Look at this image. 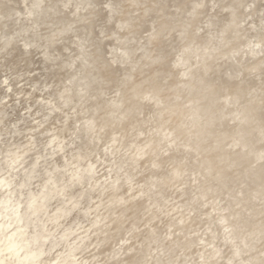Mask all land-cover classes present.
<instances>
[{"label":"bare ground","instance_id":"bare-ground-1","mask_svg":"<svg viewBox=\"0 0 264 264\" xmlns=\"http://www.w3.org/2000/svg\"><path fill=\"white\" fill-rule=\"evenodd\" d=\"M41 1L44 0H8L10 8L3 0L1 6L0 1V20L9 18V14L13 16V30L6 33L0 26V36L7 38L0 47L7 46L17 33L27 34L21 36L23 47L45 35L47 40L36 44L43 48L39 69L47 68V61L60 57L57 64L70 70L62 75L57 71V79L50 82L39 77L32 81L33 85L42 84L45 88L57 85L52 87L53 92L37 93V98L45 102L40 110L45 106L48 109L37 115L39 121L30 127L40 128L53 119L39 130L45 136L34 138L37 145V141L42 145L37 153L51 168L38 169L40 158L29 162L32 156L27 144L13 146L18 140H13L12 134L25 128H9L8 121L18 117L7 121L0 116V124L5 123L0 125V156L4 154L0 159V190L6 188L0 191V264H73L92 245L95 250L100 245L107 250L97 249L78 264L87 260L91 261L86 264H100L102 258L110 264H264V146H257V140L264 141V102L257 108V119H250L256 111L253 106L240 104L243 84L236 77L241 69L236 67L235 73L231 71L230 77L225 78L220 74L225 65L219 64L229 59L228 52H238L246 45L248 32L255 34L257 41L253 44L263 47L260 42L264 41V6L244 14L238 11L236 0L229 4L225 0H206V5L204 0H192L191 8L182 15L185 10L181 9V0H127V10L124 9L116 27L128 31L119 34L111 28L112 43L107 44L110 50H106L112 54L109 61L118 57L111 52L113 49L120 51L127 63H117L112 68L101 61L99 51L88 50L90 46L86 45L84 48L91 29L81 25L80 31L75 30L71 28L75 20L67 23L64 17L41 20ZM84 1L50 0L45 8H40L56 13L71 4L76 13L96 4V0ZM157 1L175 6L176 14L164 17L163 6ZM107 6L112 10L110 2ZM92 9L87 14L93 13ZM133 9L142 12L131 20L127 14ZM151 9L159 16V26L155 18L150 20ZM242 16L256 17L250 28L241 26ZM112 17L108 14L106 20ZM98 19L96 16L95 21ZM101 21L97 27L104 34L106 26L103 18ZM143 21H150L148 24L154 30L146 39L136 36L133 29ZM42 24L45 30L40 28ZM69 30L72 35L64 38ZM30 32H38L37 38ZM133 36L135 44H131ZM58 37L64 40L56 46L53 39ZM142 39L145 41L141 42ZM177 45L183 52L174 60L182 65L178 66L180 76H171L163 89L153 79L167 72L173 74L166 65L164 50ZM85 49L92 60L84 55ZM260 61L250 68L260 69ZM96 62L99 69H106V84L94 85L89 79L84 89V76L93 73V68L87 66ZM238 64L244 68L247 65ZM225 70H231V65ZM130 77L133 79L129 83ZM110 89L115 90L108 98ZM21 90L32 95L30 89ZM224 90L228 94L224 95ZM260 92L259 100L263 101L264 88ZM56 97L62 101L57 102ZM232 100L239 103L232 107L242 106L217 109L219 102ZM70 103L72 106L68 107ZM1 104L0 107L8 105ZM71 109L76 115L70 114ZM54 110L65 111L66 115H52ZM243 110L247 114L236 119ZM1 113L3 117L8 114L5 108L0 109ZM60 116L66 118L61 121ZM3 133L9 137L1 139ZM100 141L101 145H108L105 149L113 148L115 156L119 153L113 157V180L100 179L105 180L107 172L97 174ZM41 174L45 175L42 179ZM236 188L239 190L235 191ZM246 188L251 189L247 195ZM178 192L179 198L186 197L181 203H187L180 207L195 212L193 216L175 208L179 204L168 206L169 194ZM97 198L100 200L92 204ZM256 204L261 207L256 209ZM103 208L105 211H101ZM224 227L226 233L220 234ZM200 229L204 232L198 234ZM123 233L128 235L126 242H130L126 247L113 249L115 240L122 238ZM59 245L65 246L54 254Z\"/></svg>","mask_w":264,"mask_h":264},{"label":"water","instance_id":"water-1","mask_svg":"<svg viewBox=\"0 0 264 264\" xmlns=\"http://www.w3.org/2000/svg\"><path fill=\"white\" fill-rule=\"evenodd\" d=\"M0 1H1V6H2V0H0ZM91 1L93 2L94 0H85L84 2L90 3ZM150 1L151 0H149V2ZM191 1L192 0H181V9L185 10V12H182V15H186L187 10L191 8V6H192ZM236 1H238V4H237L238 11L239 12L241 11L244 14L245 13L249 14V13H251V11H253V9H256V8L258 9V8L264 6V0H236ZM3 2L8 5V8H10L9 7L10 4H9L8 0H6V1L3 0ZM47 2H50V0L41 1V4H40V6L38 8V10L43 14L41 20L50 19V18H54V17H64L65 18L64 22H67V23H68V20H75V22L72 23L73 27L71 26V28H75V30L80 31L82 29L81 25H84V27L87 26V28L89 30L90 29L92 30L91 33L87 36V39L85 40L84 48H85V45H86V46H90L88 48V50H95L96 52L99 51L100 54H101V61L105 62L108 67L112 65V68H113V65H116L117 63H121V62H123L124 65L127 63V62H124V59L121 57L122 56V54H120L121 52L119 51L117 53L113 49H111V52H113L114 54H117L118 57L114 58L116 60V62H115V60H112V59L109 61L108 57H111L112 54H110L109 52L106 51V50H110V47L107 46V44L108 43H112L110 41L111 39H110V33H109L112 30L111 28H114L113 30H116L117 32H120L119 34H123L125 31H128V29L124 28V27L121 28V29L117 28L120 25L118 23V21L123 18V16H121V15L124 12V9L127 10V6H126L127 2H128L127 0H96V4L88 6L85 9L81 8L76 13L75 12L73 13L74 7L71 4L69 6H67L66 8L65 7H61L59 9H57L58 11L56 13H54L52 10H50V12H44V11L41 10L40 7L45 8V5H46ZM107 2L108 3L110 2L113 5L112 10H109V7L107 6ZM157 2L160 4V6H163L162 7L163 10H161V11L165 13V15L163 14L164 17L166 16V14L169 15L172 12H174L176 14L177 10L175 9V6L174 7H171L170 5L168 6L162 1H157ZM224 2H225V4H229L230 2H233V0H225ZM248 2H250L249 6L247 5ZM203 4L206 5V0H204ZM91 9L93 10V13L87 14ZM139 11L141 13L142 9L138 10V12H135V10L133 9L131 11V14L128 13L127 15L129 17H131L130 18L131 20H134L135 17L139 16ZM151 11H152V16L150 17V20L155 18L154 20L157 23V25L159 26V20L160 19H159L158 14L156 12H154V10H152V9H151ZM225 12H226L225 15L227 16L228 15V13H227L228 10H225ZM252 13H254V12H252ZM263 13L264 12H262V14ZM108 14L113 16L110 19V21L106 20V16ZM96 16L99 17L98 21H95ZM244 16H242L243 20L241 21V26H243L244 28H250L252 26V21L254 19H256V17L247 18V17H244ZM8 17L9 18H7V19L4 18V19L0 20V26L3 28V31H5L6 33H8L9 31L13 30V28H12L13 16L11 14H9ZM101 18L104 19L103 23H105L104 26H106L104 34H101L99 32L100 29L97 27V24L99 26V24L102 23ZM263 18H264V16H263ZM4 22H5V24H4ZM148 22H150V21H148ZM148 22L147 21H143V23L138 25L137 28H133L134 31L136 30V32H134V34L136 36H139V35L140 36H144L145 39H146V37H148L151 34V32L154 31L153 29H151V25H149ZM40 28L45 30L46 27L44 28V25L42 24ZM71 31L72 30H69L70 34H67V35L63 34L64 38H67L68 36H71L72 35ZM263 32L264 31H262V33ZM42 33H45V32L42 31ZM172 33L169 34V35L175 36ZM23 35H27V34H24V33L15 34L14 39L9 44H7V46L0 47V93H1L0 99L1 100L3 99L2 101L0 100V106H2L1 103H4V106L8 104L5 107H0V109L1 108H5V111H7L8 114L6 113L5 116L3 117L2 116L3 113H1L0 116L2 117L3 120H7V121H8V118H12V117H18V118H22L23 117V118H25V119H18L17 118L14 121H10V122L8 121V125H9V128H10V126H11V128H13V127L15 128V125H18L19 127H22V128L24 127L25 128V130H22L20 133L15 132L17 134H12V137H13V140L15 139V141L16 140H18V141L19 140H23V143L21 145L27 144L26 147H30V149H29V156H30L31 150H33L37 146H40V144H39L40 141H37V143H38V145H37L36 141L34 140V138L35 137L39 138V137H44L45 136L44 134L39 132V130L45 124H48L49 122H47V121L50 120V119H48L46 122H44V124L40 128L30 129V127L32 125L31 121L33 120V118H31V115L33 114L32 111L40 110L41 104L45 103L42 100H40L39 98H37V96H38L37 93H47V92H50V91L53 90V88H52L53 86L57 87V85L55 83L54 85L48 86L49 88H47V87L45 88V86H42V84L41 85H39V84L33 85L32 81L36 77H39V78H41V80H46L47 82H50L52 79H57V71H59L60 75H62L68 69H67L66 66L60 67L57 64L60 61L59 60L60 57H58L57 60L54 61V62L47 61L46 64H45L47 66V68H45L43 70L39 69V67L42 64V58H43L42 50H43V48H38L36 46V44L39 43V42L43 43L44 40H47V37L45 35L41 36L40 32H39V35H40L41 38L40 39L38 38L39 40L36 43H33V44L29 45L28 47H23V45H22L23 42L21 41V36H23ZM30 35L33 36V38L35 39V38H37L36 35H38V32L35 35L33 34V32H30ZM132 38H134V36ZM247 38L248 39H247L246 45L241 47V49H240L241 51L240 50L238 52H236V51L234 52L233 51V53L232 52H228L229 55H230L229 59L228 58L226 59V57H227L226 56L225 57L226 60H223L221 63H219L220 65L224 64L225 67L231 65V70H228V71L225 70V67L223 69V66H222L220 74L222 75V77L229 78L230 74H231V71L233 73H235L234 69L236 70V67L241 69V72H240L239 76L236 77V80L238 82H242V84H243L242 87H243V90H244L243 91L241 89L242 98H241L240 104L242 103L243 105L245 104L247 106H253L254 107L253 111L255 109L256 113H251L250 114V119H257L256 115L258 114V116H259V113L257 112L258 111L257 108L260 106V103L264 102V98H263V101H262V98H260V100H259V96H260V94H262L260 92L261 88H264V76H263L264 75V60L260 61L261 60L260 58H264V41L262 40V42H260L261 44H263V47L261 45L255 46L253 43L255 41H257V39L255 37L254 32H248ZM145 39H142L141 42H144ZM48 40L50 41V39H48ZM53 40H54V44H56V46H58V45H60L62 43V41L64 39H63V37L62 38L58 37V38H55ZM4 41H7V38L4 39V36H0V46L2 45V43H4ZM136 41H137L136 38L131 39V44H135ZM250 43H252V44H250ZM51 48H54V46L51 45ZM74 48L76 49L75 46H74ZM166 48L167 49L164 50V54H165L164 57L168 58V60L166 61V65L168 64L169 70H172L173 74H170V72H167L164 76H161V77L153 79V82L154 81L155 82L159 81L160 84L162 85L163 89H165V87H164L165 81H169V79L172 78L171 76H173V77H175V76L179 77L180 76V73L178 72V70H180V67H178V66L181 65V63L176 62L174 60L179 59L178 56L183 54L182 51H179L180 47L178 45H177V47L175 49H172L171 46H170V48H169V46H167ZM88 50H86V49L84 50L85 51L84 55L87 56L88 58H90V60H92L91 57L89 56V54L86 53ZM245 50L248 51V53H246ZM140 51H142V50H139V52ZM65 52L66 51H64L63 53H65ZM55 53H57V52H55ZM239 53H241V54H239ZM54 54H53V56H55ZM124 58L127 59L126 57H124ZM127 61L129 63L130 60L127 59ZM237 61L238 62H242L244 64H247L246 68L243 67L244 66L243 64L242 65L238 64ZM256 61H258V62L260 61L262 63L260 65V69H257V68L251 69L250 68L251 65L254 62H256ZM96 65H98L97 62L94 63L93 65L91 64V65L87 66V67L93 68L92 69L93 73L92 74H88L87 73V75L84 76L83 81L81 82V83L84 84L83 85L84 89H85V87H87V83L89 82V79L92 80V84H94V85L98 84V86H99V85L106 84V82H105V79H107V77L105 76L106 69H102V68L99 69V65L98 66H96ZM185 67H187V66L185 65ZM28 71H29V73H28ZM68 71L70 72V70H68ZM93 75H95L96 77L93 76ZM103 76H105L106 78H103ZM22 77L25 78L26 84H28V87H26L25 89H30L32 91L31 92L32 95H27L26 92L21 90V88L17 92L14 91L15 89H18L17 86H16L17 83H15L16 79H19V78H22ZM183 77H185V76H183ZM5 79H6L7 82H5ZM132 79H133L132 77L129 78V83L132 81ZM108 82L109 81H107V83ZM112 83H113V80H112ZM7 84H13V86L12 85H7ZM114 84H116V80H114ZM114 90L115 89H110L109 93L107 92L106 97H108V96H109L108 98L112 97L111 94L114 93ZM4 91H6V92H5V95L3 96ZM75 91L76 90H74V92ZM224 91H226V92H224V95L228 94L227 90H224ZM10 93L12 94L11 96H9ZM119 94H118V96H119ZM113 96H115V95H113ZM118 96H117V98L119 99L120 96L119 97ZM220 99H221V97H220ZM228 99H232V98L228 97ZM56 100H57V102L58 101H62L58 97H56ZM225 101L222 102V104H220V102H219V108H217L218 110L220 108H223V109H226V110H228V108L229 109L233 108V110H234V109H237L240 106H242V105H240V106L232 107L233 105L239 104V103H237V102L233 103V100H232L231 103H228V102H225ZM225 104H226V106H225ZM71 106H72V104L70 103V106H68V107H71ZM68 107H65V108L67 109ZM22 108L28 109V115H25L26 112L23 111ZM46 109H48V106H45L44 110H46ZM66 109H64V110H66ZM44 110H40L39 111L40 113L36 112V114L37 115H41L43 112H45ZM241 110H242V107H241ZM58 112L61 113L62 115H66L65 111L64 112H60L58 110H54L51 114L53 115L54 113H58ZM241 112L242 113L239 115V117H236V119L242 118V117H244L247 114L246 110H243ZM73 113L75 114L74 109H71L70 110V114L73 115ZM88 114H90V113L88 112ZM232 116H235V114H233ZM263 116H264V113H263ZM64 118H66V116H60L59 120L62 121V120H64ZM59 120L58 119L55 120V122H57L56 125L60 124V122H58ZM263 120H264V117H263ZM50 121H53V119H51ZM70 122H71V120H70ZM230 123L233 124L231 121H230ZM4 124L5 123H3V121H2L0 125L3 126ZM49 124H51V123H49ZM52 124H54V123H52ZM56 125H54V126H56ZM28 135H32V136L28 137ZM8 137L9 136H6L4 134L1 137V139L8 138ZM10 137H11V135H10ZM139 139H141V137H139ZM44 141H45V139H44ZM163 142L166 143V141H162V143ZM101 143H102V141H100L99 145H98V151L100 153L97 152L96 155H98V156L95 155L96 158L99 160L98 165L96 166V171H97V174L99 176H101L102 173L104 174V173L107 172L105 180L103 179V177L100 178L103 181L113 180L114 177L110 173V171H112L113 168H116L115 164H114L115 161L113 160L114 159L113 157L119 156V153L116 154V156H115L112 153L113 148L105 149L106 146H108V145L103 146V145H101ZM257 146L258 147L264 146V141L257 140ZM41 147H42V145L40 146V149L42 150ZM259 150H261V149H259ZM59 153H60V151L55 153L54 154V158H57L59 156ZM1 158L2 159L4 158V154H3V157H2V155L0 156V159ZM35 158H38V159L40 158L38 160V163H37V168L38 169L41 168V167L43 169L45 167H47V163L48 162L43 163V161L45 160L43 156H41V157L39 155L38 156H32V157L29 158V162H31ZM50 158L51 157H48L47 159H50ZM107 158H109V160H106ZM247 158H249V157H247ZM244 162L246 164L245 160H244ZM257 164H258V162H257ZM22 166H24V165H22ZM22 166H20L19 168H21ZM50 166H52V165H50ZM50 166L47 167L46 169L51 168ZM19 168L17 170H15V171H19ZM6 170H7V168H6ZM8 170H10V168ZM40 176H41V177H39L40 179L45 177V175L42 176V174ZM120 180H123V178H120ZM190 180L191 181L194 180V177H192V179H190ZM262 180H264V177L262 178ZM36 183H37V181L35 182L33 187L36 186ZM140 184H143V183H140ZM252 185H253V183L252 184L249 183V186H252ZM137 186H140V185H137ZM1 190H6V188H2ZM238 190L239 189H237V188L235 189V191H238ZM250 191H251L250 188H246L244 190V194L247 195L248 193H250ZM169 195L170 196H169V200H168V203H167L168 206H169V204L170 205L179 204L178 205L179 207H175V208H179V209L184 210V211L186 210L185 207H180V204L181 205L185 204L187 206V203H181V201L186 200L185 196L179 198L178 197V196H180L179 192L177 194L173 193V194H169ZM95 196H98V193H97V195L95 194ZM97 200H98V198L96 200L94 199V202L92 204H95ZM263 200H264V197H262V201ZM166 201H165V203H166ZM259 202L260 201H258L257 203H259ZM251 205H253V204H251ZM257 205H259V204H256V206ZM54 206H56L55 203H54ZM92 207H93V205H92ZM101 211H105V208L101 209ZM185 212H186V214H189L188 212H190V210L185 211ZM194 213L195 212H190L189 215L193 216ZM263 217H264V214H263ZM84 222H87V221L85 220ZM158 224L162 225L161 222H158ZM144 227L145 226H141L140 228L141 229L142 228L145 229L146 227L145 228ZM226 229L227 228L224 227V229H222L220 231V234L221 233L225 234L226 233ZM202 232H204V229H200L198 234H201ZM204 236L207 237L206 235H204ZM142 237L143 236H140V238H142ZM126 238H128V235L123 233V237L122 238H119L118 240H115V243L113 244V249L118 248L120 246L126 247L128 245V242H126V240H127ZM109 244L107 245V247L109 246ZM64 246L63 245H59L56 249H54V251H53L54 254L57 251L60 252V250H62L61 248H64ZM92 249L95 252L97 251V249L98 250L100 249V250H103V251L107 250L106 246H104V245L98 246V248L96 250H95V248H93V245H92ZM84 253H85V251L83 253L81 252V254H84ZM48 255L49 254L47 253L45 256H48ZM78 258H79V260L81 258L83 259V261L85 260L83 258V255H81V256L78 255V257L76 259L78 260ZM79 260L75 261V263H73V264L80 263ZM89 261H91V260H87L86 262H83V264H86ZM109 262L110 261L106 262L105 259L103 258V260H101L100 264H110Z\"/></svg>","mask_w":264,"mask_h":264},{"label":"rangeland","instance_id":"rangeland-1","mask_svg":"<svg viewBox=\"0 0 264 264\" xmlns=\"http://www.w3.org/2000/svg\"><path fill=\"white\" fill-rule=\"evenodd\" d=\"M16 80H19V82L16 84L17 88H22V89H25L26 87H28V84H26V80L24 77L22 78H19V79H16ZM23 111L26 112L25 115H28V109L26 108H22ZM32 115H31V118H33V120L31 121V124H36L38 121H39V118H36L37 114L35 113V111H32ZM29 136H32V135H28ZM23 143V140H19L18 141V144L16 145H21ZM15 144L13 146H16ZM12 146V147H13ZM40 147H35L33 150H31V156H38L39 154L37 153V150L39 149ZM260 205V204H259ZM257 205L258 207H261ZM256 206V208H257ZM130 242V241H129ZM128 242V243H129ZM95 251L92 249V246L88 249L85 250V253L84 254H79V256L83 255V258H87L88 256H90L92 253H94ZM103 259V258H102Z\"/></svg>","mask_w":264,"mask_h":264}]
</instances>
